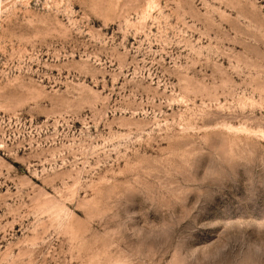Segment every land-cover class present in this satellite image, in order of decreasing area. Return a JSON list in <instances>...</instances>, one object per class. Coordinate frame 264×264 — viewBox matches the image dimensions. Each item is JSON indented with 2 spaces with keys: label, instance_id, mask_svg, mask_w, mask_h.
Here are the masks:
<instances>
[{
  "label": "rangeland",
  "instance_id": "rangeland-1",
  "mask_svg": "<svg viewBox=\"0 0 264 264\" xmlns=\"http://www.w3.org/2000/svg\"><path fill=\"white\" fill-rule=\"evenodd\" d=\"M0 264H264V0H0Z\"/></svg>",
  "mask_w": 264,
  "mask_h": 264
}]
</instances>
